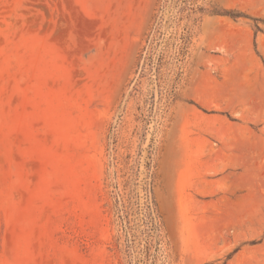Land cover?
<instances>
[{
	"label": "rangeland",
	"instance_id": "374dc122",
	"mask_svg": "<svg viewBox=\"0 0 264 264\" xmlns=\"http://www.w3.org/2000/svg\"><path fill=\"white\" fill-rule=\"evenodd\" d=\"M0 264H264V0H0Z\"/></svg>",
	"mask_w": 264,
	"mask_h": 264
}]
</instances>
